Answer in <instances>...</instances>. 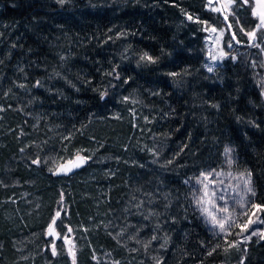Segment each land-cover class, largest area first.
I'll return each instance as SVG.
<instances>
[{"label": "trees", "instance_id": "trees-1", "mask_svg": "<svg viewBox=\"0 0 264 264\" xmlns=\"http://www.w3.org/2000/svg\"><path fill=\"white\" fill-rule=\"evenodd\" d=\"M239 4L208 71L204 25L224 20L205 0H0V264H264V238L229 247L188 185L230 147L264 229V41L243 45ZM60 200L73 260L44 232Z\"/></svg>", "mask_w": 264, "mask_h": 264}, {"label": "rangeland", "instance_id": "rangeland-1", "mask_svg": "<svg viewBox=\"0 0 264 264\" xmlns=\"http://www.w3.org/2000/svg\"><path fill=\"white\" fill-rule=\"evenodd\" d=\"M206 8L212 12L218 13L222 16L224 23L218 27L216 25L205 24V46H206V68L209 71V68L212 71L225 59L229 52L228 49L236 47L239 45V41L236 37V32L234 30V23L231 18H234L236 21V26H239L238 18L236 17L235 10L239 9L241 0H205ZM230 7H223L225 4H229ZM245 3V2H244ZM248 4V3H246ZM253 7H257V0H251V13ZM213 8H219L220 11H214ZM257 11H264L257 7ZM255 17V16H254ZM257 23L252 30L244 31L243 33L246 36L247 42H244L243 45H248L249 47L261 48L264 41V27L257 28V25L260 23L258 17H256ZM215 28L216 31L212 32L211 29ZM207 29V30H206ZM256 31L255 38L250 39L246 33ZM235 37V38H233ZM231 45V47H229ZM264 50L261 49V52ZM223 53V55H221ZM215 56L216 59H212ZM261 93L264 99V85L261 88ZM228 149H231L228 147ZM231 159L232 163L229 164L228 160ZM234 156L231 149L230 155L226 157L224 155V162L221 167L217 169H208L201 172L198 176L193 177L188 180V185L192 193V202L197 212L199 213L203 223L206 227L215 235L224 237L225 239L231 241L232 243L243 241L237 245V248H246V244L252 239L261 238V234H264L262 219H261V207L258 209L255 203L252 200V194L244 190L243 187V175H247L245 172L237 171L234 166ZM57 165L53 166L52 171L54 172ZM207 175V180L204 179V175ZM200 181V182H198ZM251 183V180H250ZM205 185H207L208 196H204ZM252 187V183H251ZM199 189V191H197ZM194 196L197 198L203 197L205 203L203 207L208 208L214 216L217 217H230L233 220H236L230 229V234L220 233L218 227L214 228L211 222V218L207 217L201 212V206H198L195 203ZM243 198L244 201H247L243 207L241 203ZM60 208L56 211V214L65 210L63 202L60 200ZM212 205H215L213 208ZM221 209H227V211H221ZM252 221L249 223V221ZM247 225V230L241 233V228ZM48 226H46L47 228ZM44 229V232L46 230ZM56 229L59 232V229L56 226ZM252 232H256V235H251V238L244 241L245 236H249ZM239 234V235H238ZM60 240L62 245L65 247V240H70V248L72 250L73 256L77 253L76 242L73 239L72 235L66 233L60 234ZM52 250V249H51Z\"/></svg>", "mask_w": 264, "mask_h": 264}, {"label": "snow or ice", "instance_id": "snow-or-ice-1", "mask_svg": "<svg viewBox=\"0 0 264 264\" xmlns=\"http://www.w3.org/2000/svg\"><path fill=\"white\" fill-rule=\"evenodd\" d=\"M245 3H248L249 6H251V0H244ZM223 7L227 8V7H230V3L229 4H225L223 5ZM257 7L260 8V9H264V0H257ZM257 7H253V10H252V15L255 16V17H258L260 23L257 25V28H262L264 27V11H257ZM214 11H220L219 8H213ZM189 19H192V17H189ZM207 30V29H206ZM243 30V29H241ZM212 32H215L216 29L215 28H212L211 29ZM255 34H256V31L253 30L252 32H248L246 33V35L249 36L250 39H254L255 38ZM235 38V37H233ZM229 47H231V45H229ZM223 55V53L221 54ZM212 59H216L215 56L212 57ZM233 59H235V57H233ZM140 60L141 61H147L148 63H156V60L149 56L147 53H144L141 57H140ZM209 71H212L211 68H209ZM169 75H172V76H176L177 73H170ZM39 83V82H37ZM103 96L104 94H101V98L103 99ZM230 152H231V149H228L226 148L225 149V155L226 157L230 155ZM39 161H33V163H38ZM84 158L81 157L79 155V153H77L75 159H69L67 161V163L62 166L58 172H63L65 174H67L68 172H71L73 170V168H78L80 167L83 163H84ZM228 163L231 164L232 163V160L229 159L228 160ZM53 174H57L56 172H54ZM204 175V179L207 180V175L203 174ZM250 173H248L246 176L242 174V179H243V187H244V190L248 193H251L252 195H255V192L254 190L252 189L251 187V183H250ZM200 182V181H198ZM199 191V189L197 190ZM208 192H207V185H205V190H204V196H208ZM194 200H195V203L198 205V206H201V212L202 214H205L207 217H210L211 218V222L213 224V227L216 228L218 227L219 230H220V233H225L226 235L227 234H230V229L231 227L236 224V220H233L231 219L230 217H217V216H214L212 214V212L208 209V208H205L203 207L204 203H205V200L203 197H199L197 198L196 196H194ZM242 200V203H241V207L244 206V204L247 203V201H244L243 198H241ZM212 207L214 208L215 205H212ZM258 209L261 207V206H256ZM221 211H227V209H221ZM57 216H59V213H57ZM252 221L250 220L249 223H251ZM55 224V220H53V223L49 225V235H55V232H54V229H53V225ZM247 225H245L243 228H241V233H243L244 231L247 230ZM257 233L256 232H252L249 236H245L243 239L244 241L248 240L251 238V235H256ZM239 235V234H238ZM261 238H264V234H261ZM153 239H155V237H153ZM243 241H238V242H235V243H229L228 246L229 247H237V245L239 243H241ZM227 243V241H226ZM217 247H219V245H217ZM227 250V249H225ZM53 251V255L56 254V249L55 247H53L52 249ZM213 251H215V249H213ZM209 255H211V252L209 253ZM73 264H75V262H73ZM241 264H243V261H241Z\"/></svg>", "mask_w": 264, "mask_h": 264}, {"label": "water", "instance_id": "water-1", "mask_svg": "<svg viewBox=\"0 0 264 264\" xmlns=\"http://www.w3.org/2000/svg\"><path fill=\"white\" fill-rule=\"evenodd\" d=\"M241 1L244 2V0H241ZM76 155H77V154H76ZM76 155L73 156L71 159L74 160L75 157H76ZM79 155H80L81 157H83V158H84V161H85L80 167H78V168H73V170H72L71 172H68L67 174H65V173H63V172H58V170H59L62 166H64V165L67 163L68 160H66L65 162L59 164V165L56 167V169H55L54 172H56L57 174H54V175H55L56 177H67V176H71V175H73V174L79 172L80 170H82V169L87 165V163H88V158H87L86 156H84V154H82V153H79ZM57 218H58V216H55V217L53 218V220H55V224L53 225V229H54L55 235H49V225L53 223V220L50 222V224L48 225V227H47L46 230H45V236H46L47 238H51V239H52V249H53V247H55V244L60 240V233H59L58 230L56 229V221H57ZM64 244H65V248H66V250H67V252H68V254H69L70 259L73 260L74 256H73V254H72V250H71V248H70V240H65ZM52 252H53V251H52Z\"/></svg>", "mask_w": 264, "mask_h": 264}]
</instances>
